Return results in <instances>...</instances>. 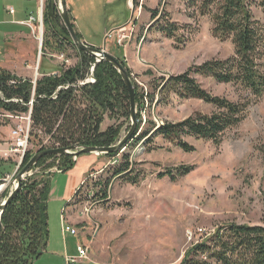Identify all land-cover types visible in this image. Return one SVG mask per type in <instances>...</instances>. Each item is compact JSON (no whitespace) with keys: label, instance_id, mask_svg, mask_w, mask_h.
I'll list each match as a JSON object with an SVG mask.
<instances>
[{"label":"rangeland","instance_id":"1","mask_svg":"<svg viewBox=\"0 0 264 264\" xmlns=\"http://www.w3.org/2000/svg\"><path fill=\"white\" fill-rule=\"evenodd\" d=\"M48 2L0 0V67L30 82L34 92L40 77L61 76L86 62V56L94 62L89 71L84 69L87 76L79 83L95 79L97 68L103 65L108 69L104 52L119 63L117 67L109 62L120 79L130 83L137 101L135 123L132 117L105 113L102 129L118 128L110 146L97 143L78 146L79 150L117 146L132 127L138 136L153 125L179 123L198 113H211L212 105L202 99L161 94L160 84L172 76L234 54L230 39L213 36L209 16L195 10L190 17L193 9L187 7L186 0H65L73 30L83 45L94 49L93 54L77 44L67 24L73 47L65 52L44 47ZM55 6L65 24L61 0H55L53 10ZM9 7H14L16 14L9 12ZM155 9L160 15L153 19ZM255 14L264 19L259 9ZM31 17L36 21L28 23ZM170 21L180 27L177 38L163 36L155 28ZM192 75L213 96L248 99L243 121L228 130L219 144L183 136L181 140L192 145V151L152 135L131 142L120 152H110L113 155H42L23 179L38 174L50 180L49 239L46 250L33 264H179L193 242L218 225L236 222L264 226V95L256 97L239 85L221 83L211 76ZM15 126L25 128L27 135L25 115L11 121L0 118V208L15 191L17 176L32 158L54 149H41L39 140L31 135L22 155L12 152L11 146L17 142ZM43 139L46 143L47 137ZM29 150L33 154L27 158ZM124 154L130 156L138 177L136 184L119 176L112 178ZM183 165L193 166L192 171L175 180L165 173ZM100 167V172L88 178ZM84 178L88 180L72 212L69 197ZM109 178L112 180L104 198L102 187ZM21 187L22 183L12 201ZM67 224L74 233L65 230ZM79 246L86 255H79Z\"/></svg>","mask_w":264,"mask_h":264},{"label":"trees","instance_id":"2","mask_svg":"<svg viewBox=\"0 0 264 264\" xmlns=\"http://www.w3.org/2000/svg\"><path fill=\"white\" fill-rule=\"evenodd\" d=\"M186 5L193 9L190 17L196 10L201 16L211 18L213 36L221 40L230 39L234 44V54L225 59L208 60L172 76L160 84L161 94L167 97L168 93H176L182 98L202 99L211 104L213 110L209 114H195L179 123L153 125L138 136L136 132L128 146L134 141L138 143L145 138L162 136L180 148L192 151L194 147L183 142V136L219 144L228 130L243 121L249 106L248 99L234 101L224 96H213L200 86L192 72L211 76L221 83L239 85L256 97L264 95V19L255 14V9H259L264 15V0H186ZM159 15L160 11L155 9L153 19ZM45 19L44 47L59 52L73 47L70 33L56 6L52 13L46 11ZM155 28L169 38H177L180 29L173 21L161 26L157 24ZM85 58L86 62L61 76L40 77L34 92L30 82L17 79L0 67V91L5 95V99L0 96V109L18 114L30 111L31 135L39 140L41 149H68L97 143L110 146L118 128L109 126L102 129L105 113L131 117L130 90L111 63L107 62V70L103 65L95 70L94 82L79 83L84 81L87 76L85 70L89 71L94 62L89 56ZM46 137L45 143L43 138ZM32 154L33 150H29L25 157ZM192 169L193 166L183 165L165 173L175 180ZM134 171L129 154H124L123 162L114 168L112 178L119 176L136 184L138 177ZM112 178L107 179L102 187L104 198H107ZM49 193L50 180L38 174L22 181L19 194L7 205L0 222V264H33L44 253L49 239ZM179 264H264V226L236 222L218 225L193 242Z\"/></svg>","mask_w":264,"mask_h":264},{"label":"water","instance_id":"3","mask_svg":"<svg viewBox=\"0 0 264 264\" xmlns=\"http://www.w3.org/2000/svg\"><path fill=\"white\" fill-rule=\"evenodd\" d=\"M55 4V0H49L48 2V10L52 13L53 10V6ZM61 5H62V15L63 18L65 20V25L67 24L68 28L71 31V34L73 36V38L75 39V41L77 42V44H79L82 48H84V50L90 52L91 54H93L94 49L91 47H86L85 45L82 44V42L78 39L75 31L73 30V27L70 24V20H69V16H68V12L66 9V4H65V0H61ZM102 53V52H101ZM103 56L111 63H113L115 66H119V63L116 61V59L112 56H110L109 54L106 53H102ZM121 71L123 72V70L121 69ZM124 73V72H123ZM126 85L128 86L129 90H130V94H131V117L135 123L136 121V103H135V99H134V92L130 86V83L127 81V79L125 80ZM135 127H132V129H130V131L128 132V134L126 135V137L121 140V142L117 145V146H113V147H104V148H97V147H84L82 149H78V146H72L68 149L65 148H54V149H49V150H45L40 152L39 154H36L32 160L25 166V168L22 170V172L17 176L16 180H17V187L15 188V191L11 194V197L8 198L5 203L1 206V212H0V222L2 219V213L5 210L6 206L8 205V203L10 201H12V199L14 198V196H16L18 190L20 189V185L22 183V180L24 179L25 175L29 173V169L35 165V163L38 161V159L42 156V155H46V154H76L81 155L84 153H90V152H105V153H110V152H120L122 151V149L127 145V142L129 140L132 139V137L135 135ZM72 151V152H71ZM74 151V152H73Z\"/></svg>","mask_w":264,"mask_h":264},{"label":"built area","instance_id":"4","mask_svg":"<svg viewBox=\"0 0 264 264\" xmlns=\"http://www.w3.org/2000/svg\"><path fill=\"white\" fill-rule=\"evenodd\" d=\"M7 10H9V12H11L12 14H15L16 10L14 9V7H9L7 8ZM36 21V17H31L30 21L28 23H31V22H35ZM25 23V22H23ZM87 82L85 83H88V82H94L95 79L94 78H91L89 80H86ZM12 83L15 82L14 81H11ZM0 96L2 99H5V95L2 91H0ZM14 101H17V99L15 98ZM32 101H30V105H32ZM23 115H25L28 119V126H29V129L27 131V135L25 136V133H26V130L25 128H22V127H17L15 126L14 128V131L16 133V136H17V142H15L12 146H11V150L12 152H15V153H18L20 155L23 154V152L25 151V148H28V144L29 143V139L31 137V114H30V111L28 113H11V112H8V111H5L3 108L0 109V118H4V120L6 121H11L13 118H17V117H22ZM84 184V182L82 183V185ZM65 230L73 232V230H71V227L70 225H66V228ZM80 247H83V246H79L78 247V252H79V255L80 256H84V255H81L80 254Z\"/></svg>","mask_w":264,"mask_h":264},{"label":"crops","instance_id":"5","mask_svg":"<svg viewBox=\"0 0 264 264\" xmlns=\"http://www.w3.org/2000/svg\"><path fill=\"white\" fill-rule=\"evenodd\" d=\"M15 14H16V13H15ZM102 167H103V166H102ZM102 167H100V168H96V169H93V172H91V173L89 174L88 178H89V177L91 178L92 175H94V174L97 173V172H100L101 169H102ZM94 171H95V172H94ZM86 180H88V179H86V178L82 179L81 182H80V184H79V186L75 188V190L73 191L72 195L69 197V203H72V204H73V205H72V212H73L74 208H76V207L78 206V204H74L75 201H76V199H77V197H78V195H79V192L77 193V191L79 190L78 188L81 186V184H82L83 182H86ZM81 187H82V186H81ZM76 193H77V195H76ZM75 195H76V196H75ZM70 198H71V199H70ZM70 200H71V201H70Z\"/></svg>","mask_w":264,"mask_h":264},{"label":"bare ground","instance_id":"6","mask_svg":"<svg viewBox=\"0 0 264 264\" xmlns=\"http://www.w3.org/2000/svg\"><path fill=\"white\" fill-rule=\"evenodd\" d=\"M43 21H44V19H43ZM73 232H74V230H73ZM85 253H86V250L83 247H80V254L86 255Z\"/></svg>","mask_w":264,"mask_h":264}]
</instances>
